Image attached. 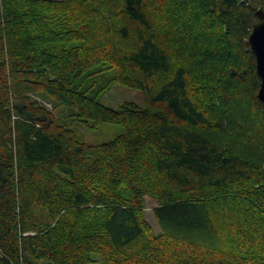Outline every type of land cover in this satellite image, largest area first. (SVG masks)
Instances as JSON below:
<instances>
[{
	"label": "trees",
	"instance_id": "trees-1",
	"mask_svg": "<svg viewBox=\"0 0 264 264\" xmlns=\"http://www.w3.org/2000/svg\"><path fill=\"white\" fill-rule=\"evenodd\" d=\"M258 10L0 0V264H264ZM115 83L146 105H104ZM104 124L123 133L82 140Z\"/></svg>",
	"mask_w": 264,
	"mask_h": 264
},
{
	"label": "rangeland",
	"instance_id": "rangeland-1",
	"mask_svg": "<svg viewBox=\"0 0 264 264\" xmlns=\"http://www.w3.org/2000/svg\"><path fill=\"white\" fill-rule=\"evenodd\" d=\"M161 16L164 17L162 14ZM36 99L43 107H46L47 110H53L51 105H49L46 101L40 100L39 98ZM100 101L109 108L119 109L123 104L129 102L144 107L146 105L147 98L141 90L128 88L115 83L108 91L102 94ZM258 126L260 125L258 124ZM79 131L83 141L94 144L110 142L123 133L122 126L111 124H104L95 129L90 127H87V129L80 128ZM158 205V198L150 195H146L144 197L143 220L152 228L154 234L161 233V227L154 215V208ZM95 257L97 262H93L91 264H101L99 262V257Z\"/></svg>",
	"mask_w": 264,
	"mask_h": 264
},
{
	"label": "water",
	"instance_id": "water-1",
	"mask_svg": "<svg viewBox=\"0 0 264 264\" xmlns=\"http://www.w3.org/2000/svg\"><path fill=\"white\" fill-rule=\"evenodd\" d=\"M257 21L254 23L248 43L256 58L257 75L261 80L258 97L264 105V11L256 12Z\"/></svg>",
	"mask_w": 264,
	"mask_h": 264
}]
</instances>
